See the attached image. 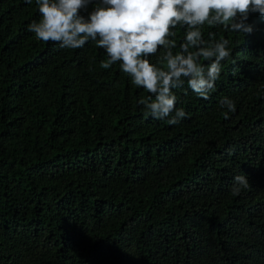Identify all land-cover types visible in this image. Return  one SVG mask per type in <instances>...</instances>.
<instances>
[{
  "label": "trees",
  "instance_id": "obj_1",
  "mask_svg": "<svg viewBox=\"0 0 264 264\" xmlns=\"http://www.w3.org/2000/svg\"><path fill=\"white\" fill-rule=\"evenodd\" d=\"M40 19L36 0H0V264H264V18L203 26L230 58L209 99L173 90L176 125L143 114L151 94L94 41L37 40Z\"/></svg>",
  "mask_w": 264,
  "mask_h": 264
},
{
  "label": "clouds",
  "instance_id": "obj_2",
  "mask_svg": "<svg viewBox=\"0 0 264 264\" xmlns=\"http://www.w3.org/2000/svg\"><path fill=\"white\" fill-rule=\"evenodd\" d=\"M31 4V0H26ZM41 14L27 30L40 41H52L61 49L82 48L90 40L105 50L107 60L101 67L109 69L117 62L132 84L151 94L139 98L145 116L167 119L176 125L189 114L177 108L173 91L187 83L202 99L216 90L222 62L230 58L228 39L214 42L203 38V26L222 27L225 32L252 34L251 15L264 18V0H36ZM91 7V11H88ZM86 12L87 15H82ZM177 25L185 28L183 42L177 47ZM158 49V64L150 62ZM207 61L202 64L201 61ZM219 107L227 113L235 110L232 99L224 97ZM250 186L246 174L234 177L231 191L239 195Z\"/></svg>",
  "mask_w": 264,
  "mask_h": 264
}]
</instances>
